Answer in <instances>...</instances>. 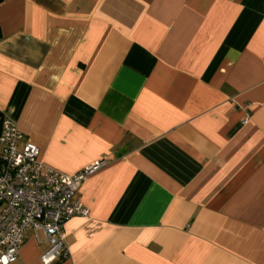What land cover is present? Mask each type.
I'll return each instance as SVG.
<instances>
[{"label":"crops","instance_id":"0c3cea01","mask_svg":"<svg viewBox=\"0 0 264 264\" xmlns=\"http://www.w3.org/2000/svg\"><path fill=\"white\" fill-rule=\"evenodd\" d=\"M0 34V120L106 164L54 264H264V0H3Z\"/></svg>","mask_w":264,"mask_h":264},{"label":"built area","instance_id":"2783aa9c","mask_svg":"<svg viewBox=\"0 0 264 264\" xmlns=\"http://www.w3.org/2000/svg\"><path fill=\"white\" fill-rule=\"evenodd\" d=\"M0 147V264L18 261L29 232H42L49 247L41 264L66 260L63 226L73 217L89 216L76 193L105 162H94L71 176L50 170L40 163L38 148L8 118L0 120Z\"/></svg>","mask_w":264,"mask_h":264},{"label":"trees","instance_id":"16d2710c","mask_svg":"<svg viewBox=\"0 0 264 264\" xmlns=\"http://www.w3.org/2000/svg\"><path fill=\"white\" fill-rule=\"evenodd\" d=\"M3 2V0H0V4ZM0 39H1V34H0Z\"/></svg>","mask_w":264,"mask_h":264}]
</instances>
